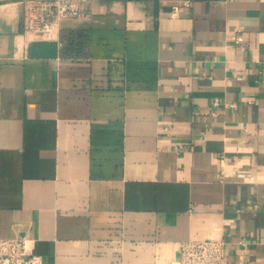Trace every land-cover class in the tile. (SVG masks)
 Masks as SVG:
<instances>
[{
  "label": "crops",
  "instance_id": "0c3cea01",
  "mask_svg": "<svg viewBox=\"0 0 264 264\" xmlns=\"http://www.w3.org/2000/svg\"><path fill=\"white\" fill-rule=\"evenodd\" d=\"M181 2L86 0L26 41L0 0V236L41 264L223 237L226 264H264V0Z\"/></svg>",
  "mask_w": 264,
  "mask_h": 264
},
{
  "label": "built area",
  "instance_id": "2783aa9c",
  "mask_svg": "<svg viewBox=\"0 0 264 264\" xmlns=\"http://www.w3.org/2000/svg\"><path fill=\"white\" fill-rule=\"evenodd\" d=\"M86 0H18L21 7L22 29L20 34L26 41L52 39L56 37L57 24L61 19L77 17L83 11ZM189 0L173 3L171 12L177 15ZM240 39V35L236 36ZM17 50L24 42H17ZM214 104L219 103L216 98ZM230 105H235L234 102ZM245 247L246 242L240 241ZM226 239H182L177 244L178 264H226ZM0 264H41L39 254L34 252L32 239L26 234L0 236Z\"/></svg>",
  "mask_w": 264,
  "mask_h": 264
}]
</instances>
